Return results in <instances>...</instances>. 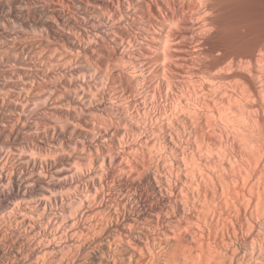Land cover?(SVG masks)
Instances as JSON below:
<instances>
[{
	"label": "bare ground",
	"instance_id": "bare-ground-1",
	"mask_svg": "<svg viewBox=\"0 0 264 264\" xmlns=\"http://www.w3.org/2000/svg\"><path fill=\"white\" fill-rule=\"evenodd\" d=\"M237 2L0 0V264H264Z\"/></svg>",
	"mask_w": 264,
	"mask_h": 264
},
{
	"label": "rangeland",
	"instance_id": "rangeland-1",
	"mask_svg": "<svg viewBox=\"0 0 264 264\" xmlns=\"http://www.w3.org/2000/svg\"><path fill=\"white\" fill-rule=\"evenodd\" d=\"M237 1L239 2H237L236 4L235 14L238 17L244 20L246 19V21H249L250 25L252 26L251 28L253 30L254 28H256V31L254 30V32L256 33H260L261 31L264 32V0H241V1L237 0ZM99 247H95V248H97L98 250Z\"/></svg>",
	"mask_w": 264,
	"mask_h": 264
}]
</instances>
